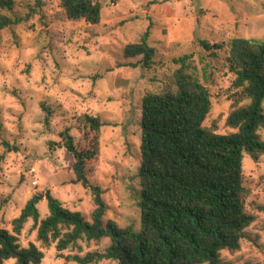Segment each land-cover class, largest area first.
I'll list each match as a JSON object with an SVG mask.
<instances>
[{
  "label": "rangeland",
  "instance_id": "374dc122",
  "mask_svg": "<svg viewBox=\"0 0 264 264\" xmlns=\"http://www.w3.org/2000/svg\"><path fill=\"white\" fill-rule=\"evenodd\" d=\"M96 1L101 21L95 26L67 20L60 0H13L11 10L0 9V18L12 22L0 32V141L12 148L0 147V227L10 229L26 202L46 191L64 209L92 223L90 192L73 184V157L60 147V133L67 129L78 149H88L94 137L98 142V156L87 163V178L102 190L103 226L139 231L141 100L145 93L175 89L173 75L182 67L175 61L184 56L189 57L186 69L209 90L204 126L220 134L231 131L225 125L231 104L227 91L234 80L228 50L213 54L201 42L264 40V0ZM146 30L147 43L155 49L148 70L140 57H124L125 46L140 42ZM84 114L101 121L98 133L79 121ZM242 173L251 191L246 211L256 220L240 249L223 251L220 257L225 264H264V156L254 161L244 155ZM36 207L40 219L48 216L44 198ZM29 243L44 253L42 264H77L66 258L102 253L110 240H82L58 252L55 244L44 247L36 241L28 221L19 244Z\"/></svg>",
  "mask_w": 264,
  "mask_h": 264
},
{
  "label": "trees",
  "instance_id": "16d2710c",
  "mask_svg": "<svg viewBox=\"0 0 264 264\" xmlns=\"http://www.w3.org/2000/svg\"><path fill=\"white\" fill-rule=\"evenodd\" d=\"M12 6L13 0H0V9L11 10ZM60 8L69 21L92 26L101 21V5L96 0H60ZM11 25L10 20L0 18V32ZM148 37L146 30L140 42L124 48L125 58L140 57V65L147 70L155 57ZM201 45L213 54L228 50V70L234 80L227 91L231 104L225 125L231 131L220 134L204 126L211 107L209 90L186 69L188 56L176 60L182 67L173 75L175 89L145 93L141 100L139 231L113 223L103 226L106 206L102 190L91 186L87 178V163L98 156V142L94 137L88 149H78L65 129L60 133V147L73 157V184L90 192L92 223L85 222L80 213L64 209L48 191L32 196L11 220L10 229L0 227V264L10 260L13 264H42L44 253L34 243L19 244L28 221L36 241L44 247L55 244L58 252L82 240H110L102 253L66 258L77 264L108 260L114 264H225L221 252L240 249L247 228L256 220L246 211L251 191L243 184L244 155L254 161L264 156V40L235 38ZM79 121L95 134L102 126L98 118L87 114ZM0 147L12 149L4 141ZM42 198L49 211L44 219L36 207ZM260 209L264 211V206Z\"/></svg>",
  "mask_w": 264,
  "mask_h": 264
},
{
  "label": "built area",
  "instance_id": "2783aa9c",
  "mask_svg": "<svg viewBox=\"0 0 264 264\" xmlns=\"http://www.w3.org/2000/svg\"><path fill=\"white\" fill-rule=\"evenodd\" d=\"M36 185V183H33V186Z\"/></svg>",
  "mask_w": 264,
  "mask_h": 264
},
{
  "label": "water",
  "instance_id": "95a60500",
  "mask_svg": "<svg viewBox=\"0 0 264 264\" xmlns=\"http://www.w3.org/2000/svg\"><path fill=\"white\" fill-rule=\"evenodd\" d=\"M60 257H62V256H60Z\"/></svg>",
  "mask_w": 264,
  "mask_h": 264
}]
</instances>
